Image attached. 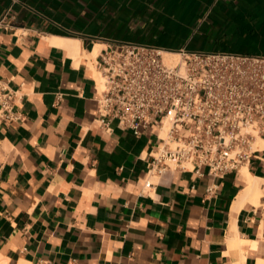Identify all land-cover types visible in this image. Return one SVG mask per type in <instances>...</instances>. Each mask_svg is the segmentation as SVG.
Instances as JSON below:
<instances>
[{"label":"crops","instance_id":"0c3cea01","mask_svg":"<svg viewBox=\"0 0 264 264\" xmlns=\"http://www.w3.org/2000/svg\"><path fill=\"white\" fill-rule=\"evenodd\" d=\"M131 41L264 53V0L15 3L0 27V83L20 116L0 118V264H264V148L247 165L256 202L242 169L149 189L155 133L98 125L97 60Z\"/></svg>","mask_w":264,"mask_h":264},{"label":"built area","instance_id":"2783aa9c","mask_svg":"<svg viewBox=\"0 0 264 264\" xmlns=\"http://www.w3.org/2000/svg\"><path fill=\"white\" fill-rule=\"evenodd\" d=\"M17 2L4 10L0 27ZM164 52L154 44L122 42L105 48L96 63L101 129L110 133L116 122L137 136L145 129L155 133L145 188L170 172L217 178L250 164L261 151L256 141L264 139V53L181 48L177 61L167 62ZM16 96L0 83L1 119H20Z\"/></svg>","mask_w":264,"mask_h":264},{"label":"bare ground","instance_id":"6f19581e","mask_svg":"<svg viewBox=\"0 0 264 264\" xmlns=\"http://www.w3.org/2000/svg\"><path fill=\"white\" fill-rule=\"evenodd\" d=\"M164 57H165V60L167 62H175L179 58V54L176 51L165 50ZM255 147L264 148V139L258 138V140L255 143ZM247 167L248 166H243L242 172H243L244 176L248 179L249 185H248L247 189L244 191V193H242V195H243L242 197L246 198V199H252L256 202V201H258L260 195H262L263 190L261 189L259 182L253 181L254 179H253V177H251V174H250Z\"/></svg>","mask_w":264,"mask_h":264},{"label":"rangeland","instance_id":"374dc122","mask_svg":"<svg viewBox=\"0 0 264 264\" xmlns=\"http://www.w3.org/2000/svg\"><path fill=\"white\" fill-rule=\"evenodd\" d=\"M97 79H100V76H97Z\"/></svg>","mask_w":264,"mask_h":264}]
</instances>
